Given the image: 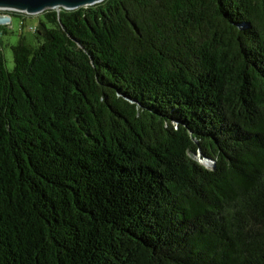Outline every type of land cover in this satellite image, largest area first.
Instances as JSON below:
<instances>
[{
	"label": "trees",
	"instance_id": "obj_1",
	"mask_svg": "<svg viewBox=\"0 0 264 264\" xmlns=\"http://www.w3.org/2000/svg\"><path fill=\"white\" fill-rule=\"evenodd\" d=\"M38 15L11 69L0 24V264H264V0Z\"/></svg>",
	"mask_w": 264,
	"mask_h": 264
},
{
	"label": "rangeland",
	"instance_id": "obj_2",
	"mask_svg": "<svg viewBox=\"0 0 264 264\" xmlns=\"http://www.w3.org/2000/svg\"><path fill=\"white\" fill-rule=\"evenodd\" d=\"M40 15H33L22 19L18 15H11V24L9 26H2L5 33L1 36V51L3 53L5 64L8 69L13 66L12 51L10 45L16 43L19 35H23L28 42L33 41V33L28 29L29 26H36ZM207 167H211L210 160L201 159L199 161Z\"/></svg>",
	"mask_w": 264,
	"mask_h": 264
},
{
	"label": "water",
	"instance_id": "obj_3",
	"mask_svg": "<svg viewBox=\"0 0 264 264\" xmlns=\"http://www.w3.org/2000/svg\"><path fill=\"white\" fill-rule=\"evenodd\" d=\"M102 1L103 0H0V9H11L29 14H39L48 8L75 9ZM3 20L4 19L0 18V22ZM210 163L212 164L211 161Z\"/></svg>",
	"mask_w": 264,
	"mask_h": 264
},
{
	"label": "built area",
	"instance_id": "obj_4",
	"mask_svg": "<svg viewBox=\"0 0 264 264\" xmlns=\"http://www.w3.org/2000/svg\"><path fill=\"white\" fill-rule=\"evenodd\" d=\"M21 12H23V11H21ZM27 14H29V13H27ZM0 18L4 19L2 22H0V24H3V25H10L11 24V18L8 15H0ZM28 29L31 32H34L36 27L35 26H29Z\"/></svg>",
	"mask_w": 264,
	"mask_h": 264
}]
</instances>
